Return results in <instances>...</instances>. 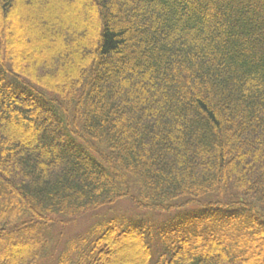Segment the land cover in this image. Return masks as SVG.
<instances>
[{
  "label": "trees",
  "instance_id": "trees-1",
  "mask_svg": "<svg viewBox=\"0 0 264 264\" xmlns=\"http://www.w3.org/2000/svg\"><path fill=\"white\" fill-rule=\"evenodd\" d=\"M123 201L57 264H264V0H0V264Z\"/></svg>",
  "mask_w": 264,
  "mask_h": 264
},
{
  "label": "rangeland",
  "instance_id": "rangeland-1",
  "mask_svg": "<svg viewBox=\"0 0 264 264\" xmlns=\"http://www.w3.org/2000/svg\"><path fill=\"white\" fill-rule=\"evenodd\" d=\"M26 9L19 10V13L17 12L16 14H12L9 18L11 21V26L13 27V31L11 34H9L10 37L14 36L18 32V27L14 24V22H17V25L20 23L25 26V22H20L23 21L22 16L25 15ZM79 18L76 16L75 18H72V23L75 20H78ZM14 24V25H13ZM29 28V27H28ZM33 38V35H32ZM25 40V39H23ZM125 65H129L128 63H125ZM115 81L119 80L120 78L113 73L110 75ZM128 203L126 201L117 203L116 205L112 207H103L97 211H94L93 213L87 214L78 220H76L74 223H70L67 227L61 228V227H54L51 230V236L53 238L54 245L56 246V253H55V258L54 261L50 264H57L58 257L61 254V252L66 248L67 244L71 241L76 240L79 237H83L88 233L90 228L93 226L97 227L100 224L105 223L108 219H111L108 213H100L101 211L104 210H112L115 211L116 209H121L123 211L124 209H128ZM116 208V209H115ZM111 214V211H109ZM95 214V215H94ZM127 215H131V213H128ZM87 216V217H86ZM122 216V215H120ZM126 216V215H125ZM129 218H132L130 216H126ZM107 219V220H106ZM106 220V221H105ZM165 219L163 218L162 221ZM97 233L93 236L95 237ZM77 245L81 247V245L77 242H75ZM57 244L60 246L63 245V248L61 250H58ZM83 245L82 247H84ZM113 257V258H112ZM111 257V264H132L136 260H140L142 257V252L139 248V246L135 242H130L127 240H122L119 242H116L113 248V255ZM156 257L154 254H152L150 264H153L154 260ZM76 256H71L70 260L66 264H76Z\"/></svg>",
  "mask_w": 264,
  "mask_h": 264
}]
</instances>
